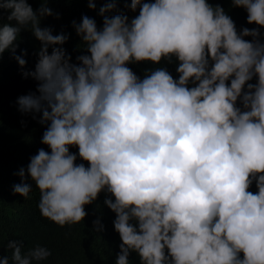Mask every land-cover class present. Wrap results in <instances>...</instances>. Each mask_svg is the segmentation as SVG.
<instances>
[{
    "label": "clouds",
    "instance_id": "clouds-1",
    "mask_svg": "<svg viewBox=\"0 0 264 264\" xmlns=\"http://www.w3.org/2000/svg\"><path fill=\"white\" fill-rule=\"evenodd\" d=\"M47 2L37 11L28 0L0 2V17L11 10L8 20L17 22L0 25V55L15 52L22 28L30 27L42 45L30 73L40 95L18 99L21 111L42 112L41 123L50 122L41 141L50 153L38 150L27 167L42 217L60 227L77 224L87 215L85 206L106 190L114 201L104 203L116 215L122 241L115 264H129L130 252L141 264H264L259 30L238 34L225 10L207 0H131L139 15L130 23L126 15L104 16L98 31L84 16L75 26L90 53L78 57V66L62 48L48 53L68 37L39 26L53 14ZM231 2L246 9L249 24L264 27V0ZM115 7L112 0L100 14ZM89 8H95L92 0ZM172 57L179 61L178 80L163 67L141 80L126 66ZM254 76L258 82L247 83ZM70 147H78L88 167L75 163ZM19 175L25 178V171ZM254 181L255 194L248 190ZM32 189L21 183L13 191L27 198ZM7 248L11 256H0V264H42L52 256L46 246L22 253V242L9 241Z\"/></svg>",
    "mask_w": 264,
    "mask_h": 264
},
{
    "label": "trees",
    "instance_id": "trees-1",
    "mask_svg": "<svg viewBox=\"0 0 264 264\" xmlns=\"http://www.w3.org/2000/svg\"><path fill=\"white\" fill-rule=\"evenodd\" d=\"M2 2V0H0ZM95 8H89V0H48L47 7L52 10V15L40 19V27L49 28L53 35L64 34L68 37L62 45H50L49 55L53 47L62 48L66 57H70L71 64L80 65L78 57L90 55L82 38L77 35L76 25H79L84 16L96 22L97 29H103L104 16L111 18L115 15H126L131 19L139 15V7L135 12L130 8L131 0H115L116 7L111 11L100 14V8L112 0H92ZM154 2V0H143ZM213 7L221 6L227 15L233 20L237 33L244 28L258 29L259 39L264 43V27L247 22V11L243 7H236L231 0H207ZM34 11L41 7L42 0H28ZM11 10H3L0 17V25L10 24L17 26L15 20L9 21ZM252 42V36L243 37ZM16 50H6L0 55V256H11L7 248L9 241L22 242V253L37 245L46 246L52 252V256L42 264H115L122 243L119 234L114 229L116 215L104 203L105 199L114 197L107 191H101L98 198L90 205L85 206L87 213L83 221L60 227L54 222L42 217L38 209L40 192L34 182L27 175V167L31 157L44 149L50 153V148L44 145L42 137L47 130L48 123H41L42 112H23L20 110L18 99L21 96L36 95L39 81L30 73L35 71L39 61L41 42L35 38L30 27L22 28L14 41ZM23 58L26 63L22 67L15 59ZM179 61L172 57L171 62L162 59L159 64L150 61L133 62L129 67L138 78L143 80L157 68H165L174 79L179 78L176 68ZM211 65V61H210ZM29 73V75H25ZM234 78V77H233ZM258 77H253L247 83L256 84ZM229 86L231 78L226 82ZM247 83L244 91H247ZM195 85L189 83L188 87ZM237 107L243 111L241 99L237 100ZM70 152L77 155L76 164L88 163L78 156V147H70ZM25 171V178L19 175ZM28 183L32 185V191L27 198L14 193L13 188L17 184ZM254 194L258 192L255 181L248 189ZM99 221V224L94 223ZM138 228V222L130 221ZM166 255H167V250ZM243 258V254H240ZM129 264H141L136 252H130Z\"/></svg>",
    "mask_w": 264,
    "mask_h": 264
}]
</instances>
